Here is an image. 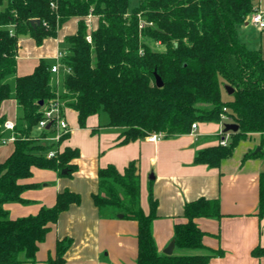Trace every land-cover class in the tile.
I'll return each mask as SVG.
<instances>
[{"label":"trees","instance_id":"trees-1","mask_svg":"<svg viewBox=\"0 0 264 264\" xmlns=\"http://www.w3.org/2000/svg\"><path fill=\"white\" fill-rule=\"evenodd\" d=\"M130 3L0 0V108L14 97L22 112V126L15 128V149L0 164V264L35 263L39 245L61 214L81 203L79 194L64 190L53 207H43L34 216L12 219L4 208L7 203L24 202L22 194L35 185L23 181L32 177L34 168L62 176L77 170L73 162L80 156L78 149L67 147L48 158L55 148L45 141L49 132L33 136L51 101L60 100L76 111L80 128H86L90 117L106 113L108 126L123 129L122 144L152 135L189 134L193 124L219 123L226 116L239 126L238 132L229 133L226 146L207 148L195 159L196 164L210 167H219L241 140L260 135L264 141V55L261 49L250 48L241 35L259 9L257 0H139L132 10ZM91 17L98 18V26L89 34ZM72 18L79 20L78 30L65 38L60 83H53L52 65L41 60L32 74L16 78L12 96L7 79L16 74L20 38L29 35L41 45L47 38H56ZM32 20L40 24L32 26ZM155 73L163 81L162 88L156 86ZM227 86L234 89L232 95ZM4 122L0 117V141ZM93 200L99 210L138 223L137 264H208L211 256L223 254L158 251L153 234L158 203L150 195L149 212L142 209L137 161L123 172L112 164L101 167ZM257 216L264 220V173ZM201 217L221 218L219 200L200 198L186 204L187 222L175 226L178 250H205L204 233L195 223ZM71 244L70 238L58 241L56 258H50L49 264H65ZM252 255L264 257V247L257 246Z\"/></svg>","mask_w":264,"mask_h":264},{"label":"crops","instance_id":"crops-1","mask_svg":"<svg viewBox=\"0 0 264 264\" xmlns=\"http://www.w3.org/2000/svg\"><path fill=\"white\" fill-rule=\"evenodd\" d=\"M78 21L72 18L62 26L56 38H47L41 45L29 35L20 38L16 74L7 79L12 96L17 77L32 74L41 60L51 65L61 61L60 55L66 51L65 38L77 33ZM97 26V17L88 19L89 34ZM250 27L246 24L241 35ZM263 32L260 31L261 36ZM243 39L250 48H257L253 40ZM263 41L261 38L259 49L264 55ZM65 115L71 133L62 150L67 147L78 149L80 156L73 162L77 166L76 172L62 176L54 170L34 168L32 177L23 181L35 185L22 194L24 202L7 203L4 208L12 219L34 216L43 207H53L58 194L64 190L79 194L81 203L72 205L61 214L39 245L36 262L25 264H49L50 258H56L57 242L64 238L72 239L64 256L65 264H137L138 223L99 210L93 200L98 192V170L101 167L112 164L123 172L133 161L139 165L142 209L149 212L150 195L158 203L153 234L160 253L165 254L174 241L175 226L187 222L184 218L186 204L204 198L219 200L222 214L219 219H195L204 233L205 250L182 251L175 245L172 254L223 252L211 256L208 264H264V257L252 255L254 248L264 247V220L260 221L257 216L260 175L264 173V141L260 135L241 140L232 155L216 168L196 164L195 159L201 151L220 145L224 138L223 125L227 122H199L189 134L159 140H151L149 136L122 144L123 129L108 126V118L92 116L86 128H80L76 111L66 108ZM0 117L22 126V112L14 97L3 102ZM41 133L35 130L33 136L37 138ZM11 134L7 132L5 136ZM14 149V142L0 145V164L11 156Z\"/></svg>","mask_w":264,"mask_h":264},{"label":"built area","instance_id":"built-area-1","mask_svg":"<svg viewBox=\"0 0 264 264\" xmlns=\"http://www.w3.org/2000/svg\"><path fill=\"white\" fill-rule=\"evenodd\" d=\"M249 24L256 28L259 31L264 30V13L258 9L250 18ZM88 41H91V37L88 36ZM63 55H60L62 59ZM62 71L61 61L51 66V72L53 75H56L57 78ZM66 108L60 100L51 101L43 110V119L40 121L37 126V130L42 133L49 132V135L45 139L50 144H53L55 148L49 151L48 158L56 157L64 152L62 146L64 142L69 138L71 129L66 119L65 115ZM227 118V117H226ZM228 119V118H227ZM50 128L48 129V126ZM224 126V125H223ZM16 125L13 122L5 121L2 126V133L4 137L1 139L0 144L5 145L9 142H15L17 136L15 134ZM197 128V123L192 125V130ZM11 132V136L6 137L5 134ZM163 137L162 135H152L150 136L151 140H159ZM230 138L229 133H224V138L220 141V145L226 146Z\"/></svg>","mask_w":264,"mask_h":264},{"label":"rangeland","instance_id":"rangeland-1","mask_svg":"<svg viewBox=\"0 0 264 264\" xmlns=\"http://www.w3.org/2000/svg\"><path fill=\"white\" fill-rule=\"evenodd\" d=\"M138 4H139V0H131L130 9L132 10L133 8L137 7ZM257 5L259 6L260 11L264 13V0H257ZM242 36L245 37V39L247 38L249 40H253V42L256 45L255 47H257L259 49L260 48L259 45L261 44V38H264V32H263V34L261 36L260 31L251 26L247 30V32H244L242 34ZM154 48H156V46H154ZM53 83L54 84H59L60 83V77L58 76V78H55V79L53 78ZM100 116H102V118H104V117L108 118V115L106 113H101ZM220 122H223V123L227 122L228 123V119L226 118V116H221V121Z\"/></svg>","mask_w":264,"mask_h":264},{"label":"water","instance_id":"water-1","mask_svg":"<svg viewBox=\"0 0 264 264\" xmlns=\"http://www.w3.org/2000/svg\"><path fill=\"white\" fill-rule=\"evenodd\" d=\"M31 24H32V26L39 25L40 24V21L39 20H32L31 21ZM155 83H156V86L158 88H162L163 85H164L161 77L158 74H156V73H155ZM225 90L228 93V95H232L234 93V89L231 88V87H229V86H227ZM40 105L43 106V102H40ZM49 128H50V125L48 126V129ZM238 130H239V126L237 124H233V123H226V124H224V130H223L224 133H230V132L236 133V132H238ZM62 173L63 174H66L67 173V170H64ZM153 178L154 177H152V179ZM118 217L119 218H123V215H119ZM174 247H175V242L173 241L169 245V247L164 251V253L166 255H171L172 252H173V250H174Z\"/></svg>","mask_w":264,"mask_h":264}]
</instances>
